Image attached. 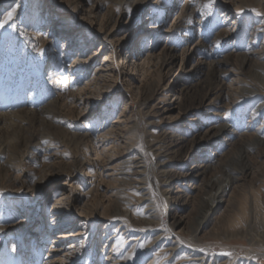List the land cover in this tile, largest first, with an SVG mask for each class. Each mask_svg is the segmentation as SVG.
<instances>
[{
  "label": "rangeland",
  "instance_id": "obj_1",
  "mask_svg": "<svg viewBox=\"0 0 264 264\" xmlns=\"http://www.w3.org/2000/svg\"><path fill=\"white\" fill-rule=\"evenodd\" d=\"M64 1L62 9L54 0H9L7 7L0 4V17L7 8L18 5L12 20L0 29V177L4 179L0 190V264H50L48 260L56 257L48 258L49 249L55 254L69 252L67 264L118 261L119 251L125 254L131 249L132 234L140 238L132 250L136 253L140 244L166 231L167 207L190 222L183 233L171 236L182 246L168 259L169 264H181L176 258L185 247L220 264H229L231 258L264 264V231L247 226L243 229L240 220L247 215L249 202L264 225V195L256 189L264 177L261 173L255 177L244 174L239 187L230 178L242 168L239 159L233 157L249 151L248 147L240 146L229 154L226 164L207 175L203 186L185 187L179 177L183 167L203 160L209 149L204 146L191 159L186 157V151L205 142L198 136L204 129L201 122L186 127L187 113L196 112L209 89L232 81V74L219 79L215 62L225 63L230 56L239 62L256 50L264 61V15H257L264 13V0H213L211 9L204 7L209 0H149L133 15L139 0H126L121 5L119 0H72V4L77 1V12L72 14L76 22L90 6L91 34L89 30L78 33V24L62 31V25L68 23L61 20L69 4ZM128 8H132L131 14ZM100 20L104 30H95ZM88 21L83 23L85 27ZM106 30L112 31V37L105 38ZM44 36L48 39L45 49L41 44ZM110 49L113 58L106 62L104 57ZM76 51H83L86 59L97 54L86 63L74 62L72 53ZM143 51L152 54L144 70L122 63L131 57L138 64L137 52ZM61 61L62 70L57 66ZM107 64H111L108 68L114 77L95 74ZM246 71L253 73L249 66ZM263 101L259 94L246 97L223 111V118L217 115L211 121L226 123L237 132L253 128L264 120V113L258 118L251 114ZM166 111L170 115L165 117ZM198 111L203 114V110ZM201 120L206 123L205 118ZM109 129L111 134L104 135ZM150 139L172 155L163 161L175 176L173 190L181 189L183 194L177 201L163 195L158 185L163 183L162 177L156 181L151 155H146L148 168L142 175V188H136L131 179L129 185L116 180L122 176L117 174L119 163L129 158L123 157L126 148L145 150ZM88 167L96 173H85ZM225 183L234 195L233 203L220 207L211 216L207 231H201L195 241V228ZM140 191L146 203L138 202ZM55 194L64 195L69 210L61 213L51 228L55 212L50 207ZM119 197L128 212L129 224H125L131 225L105 231V223L111 218L101 217L103 206ZM147 203L159 215L152 225L139 222L148 215ZM85 205L95 218L80 212ZM69 218L70 223L66 221ZM113 222L120 223L119 219ZM72 231L77 235L50 247L54 237ZM213 231L216 235L211 234ZM241 232L245 234L231 236ZM164 239L150 245L143 258L131 256L128 264H150ZM166 257L159 264H167Z\"/></svg>",
  "mask_w": 264,
  "mask_h": 264
},
{
  "label": "bare ground",
  "instance_id": "obj_2",
  "mask_svg": "<svg viewBox=\"0 0 264 264\" xmlns=\"http://www.w3.org/2000/svg\"><path fill=\"white\" fill-rule=\"evenodd\" d=\"M68 1H69V4L67 3L68 6H67V8H65V10H67V12L65 14H63L61 17V20L68 22V23H65L64 25H62V27H63L62 31H66V30L70 29L71 24H73V25L78 24L79 25V27L77 28L78 33L82 32V30L83 31L89 30L90 34L93 33L92 32L94 30V26L92 23L93 20H92V22L88 21L90 18V14H92L89 11L90 6L88 9L85 10V14L82 15L80 20L78 22H76L74 20V16H72V14L77 12V5H76L77 1H75L73 4L71 3L72 0H68ZM139 1L140 2H138V9L135 12L133 11L132 15L139 12L140 9L144 6V4H146V2H148L149 0H139ZM7 2H9V0H0V4L6 3V5L4 7H7L9 5V4L7 5ZM64 2H65L64 0H54V3L60 5L61 9L65 7V6L61 5L62 3L64 5ZM123 2L125 3L126 0H119L120 5ZM242 3L246 4V2H242ZM183 4H185V2ZM254 4H256V3H254ZM131 6H133V5H131ZM253 7H254V5H253ZM13 8L15 9V14H16L18 11V5H15ZM13 8H7V10L0 17V20H2L4 18V16L6 15V13L11 11ZM260 10H262V8ZM39 16H40V13H39ZM86 21L89 22V23L87 22L88 27H85L83 24ZM115 21L117 22V20H115ZM115 24H117V23H115ZM104 25H105V23H104ZM112 26H113V24H112ZM95 27H96L95 30H100V31L104 30L103 29V21L100 20L99 22H97ZM91 29H93V30L91 31ZM111 30H109V31L106 30V34L104 35L105 38L112 37V35H111L112 31ZM35 33L37 34L36 31H35ZM47 41H48V39L44 36L42 38V41H41L43 49L46 48ZM62 46H64V45H62ZM96 54L97 53L95 52L89 58L91 59ZM112 54H113V51H112V49H110V52L108 53V55H106L104 57V60L106 62H109V60L111 58H113ZM72 55H73L72 60L74 62L75 61H82V62L86 63L88 61L87 59H89V58L86 59L84 57L83 51H76L75 53H72ZM137 55H138V60H139L138 64H135L133 62V60L131 59V57L128 59V61H124L122 63L123 64L127 63L132 69H135L137 67L138 70H144L145 64L148 63L152 54L148 51L147 52L143 51V52H137ZM262 57H263L262 54H260V52L256 50V51L250 52L247 55L245 54L244 58H242L241 61H239V62H238V59H235L233 56H230L229 58H227L225 63H221V61L215 62V65L218 66V68H217L218 72L217 73H218L219 79L221 78L222 75L229 76L230 74H232V79H231L232 81H230V83L223 81L222 83L217 85L215 88L209 89L204 94L203 99L200 102V105L198 106V109L196 110V112L187 113L188 117L186 119L187 120L186 127H189L190 123L201 122L200 128L204 127V129L201 131L200 134H198V136H200L201 140H204L205 142L204 143L202 142L201 144H199L195 150L191 151V149H189L188 151H186V153H187L186 157L191 159L193 156L200 153V151L204 148V146H207L209 149H207V151H206V152H208V154L206 153L207 154L206 157L208 159L205 157L203 160H200L199 162L195 163L193 166H191V167L185 166L181 170L179 177H180V179H182L184 181L185 187L195 186V185L198 187L203 186L204 183L206 182L207 175L214 174V173L218 172V170L220 168H222L224 166V164H226V162H227L226 157H228L229 154H231L236 148H238L240 146L248 147L249 151L243 153L238 158L233 157V160L239 159V162H241V164H242V168H241L240 172H238L234 175V177L230 176V178H232L231 180L234 181V183L236 182V184H237L236 186L239 187L238 183H241V181L243 180L244 174L247 177L248 176L255 177L258 173H261L264 177V120L259 121L257 123V126H254L253 128H250V129L246 128L241 132H237L234 129H229V126L226 123H221L220 121H218V122L211 121L214 117L216 118L217 115L222 117L224 115L223 111H225L226 109L228 110V108H230L232 104L243 101L244 98L246 100V97H250L254 94H259V95H261L262 99H264V61L261 60ZM61 59H62V57L60 58V60ZM110 65L111 64H107L105 67H104V65L100 66L99 69H97L95 71L96 72L95 74L99 75V76H103V77H109V76L114 77L115 75L112 74L113 72H110L111 70H109ZM57 66H59L60 67L59 69L62 70L63 69L62 61L58 62ZM246 66H249L250 68H252L253 73L246 71ZM59 74L62 75V72L60 71ZM118 75H119V73L117 74V77H119ZM113 77H111V79ZM56 79H58V77L55 78V80ZM222 79H224V78H222ZM226 99H228L229 102L228 101L226 102L225 101ZM220 103H222V104H220ZM263 108H264V101L261 102L257 106V108H255L257 110H255L251 114H254L258 118L259 115L264 113ZM198 110H203V114H202V112H200ZM168 112L169 111H166L164 113V114H166L165 117L167 115L168 116L170 115ZM202 118H205L206 123H204L201 120ZM177 119H180V116ZM228 119H230V118H228ZM112 127L116 128V126H112ZM113 129L114 128H112V130ZM109 133H110V129H109V131H106L103 134L107 135ZM132 139H134V138H132ZM132 142H134V141L132 140ZM132 144L134 145V143H132ZM157 145L158 144H157V141L155 139H150V140H148V142L146 144L145 150L142 148L137 149V147L128 146L126 148V150L123 152V157H129V158H127V159L124 158V160H121V162L119 163L118 167H120V168H117V169H119L117 174H119V176L120 175H122V176L117 177L116 180L122 181L121 185H124V184L129 185L130 183H128V180L131 179L135 182V184L137 186L136 188H142V187H140V183H144L143 179H145L144 177H142V175H143L144 171H147V168H148V165H147L148 161L146 159V155H151L153 162H152V164L150 163V166H152L153 174H154V171L156 172L154 175V176H156V181L157 182L159 181L158 177L159 178L162 177L161 179L164 183V184L163 183L162 184L157 183L161 187L163 195L166 196L172 202L177 201L180 199V197L182 198L181 195H183V194H180L181 189H179V188H178L179 189L178 192L173 190V185H174L173 184V178L175 176L171 175V173H170L171 170H168V168H166V164H165L166 161H163L164 159L169 158L172 155L169 156L168 155L169 151L168 152L165 150L162 151L161 150L162 147L159 148ZM171 152H173V151H171ZM85 163H86V161H85ZM81 168H83V164L81 165ZM86 169H87V167H86ZM88 172H93V175H94L96 173V170H94L90 167L87 171H85V173H88ZM125 181H126V183H125ZM3 182H4V179L2 177H0V190H1V187L3 186ZM227 186H228L227 183H225L224 185L222 184V186L219 188V190H217V192L215 193L213 202L210 205V208L208 210V213L206 214V217L195 228L196 234L193 236L195 241H198L200 239L199 234L201 231H207V228H208L207 225L211 221L210 220L211 216L220 207H223V205H225V207H226V206H229L231 203H233L232 201L234 199V195H232V193L229 192V189H227ZM256 189L259 193L261 192V194L263 193V195H264V180L258 185V187ZM183 192L187 196L190 195V192L188 190H184ZM245 192L246 191H243L244 195H245ZM65 200H66V198L64 197V195H61V194L60 195L59 194L53 195V203H52L50 208H51V211L55 212V214H53L52 218L50 219L51 220V224H50L51 228H53L56 225L55 221L58 220V217H60L59 215L61 213L65 212V210H67V212H68L69 207L67 206V203ZM138 202L140 204L143 202H145V203L147 202L145 196L142 194L141 191L139 194ZM145 205H146L145 208L148 212V215L143 217L142 219H139V222L141 224L145 223L147 225H152L153 223L155 224V221H157L156 219L158 218L159 215H157V213L155 212L156 210L154 211V209L151 207V205H152L151 203L150 204L147 203ZM86 208H87L86 205L82 206L80 212L83 215H87L90 218L91 217L95 218L96 215L93 214L92 211H89ZM256 210L257 209L255 208V206L252 203L249 204V202H248L247 215L240 218L241 222H243L245 225V228H243V229H247L246 228V226H247L249 228H256V229L259 228L260 231H264L263 230L264 229L263 222L260 221L258 219L257 215L255 214ZM126 211L127 210L125 209V207L122 206V204H121V197L117 198L114 201L109 202L106 206H103V213L101 214V217L102 218L103 217L111 218V219H109V221H107L105 223L104 230L106 231V230H111L112 228H114V231H119L122 228H124V229L128 228L131 224L129 226H127V224H129V223L127 222L128 220H126L127 216H128V214H125V213H128ZM170 211H169V207H167V214H166L165 220L169 219V221L167 222L168 225H166L167 226L166 231H164L162 234L156 236L155 238L151 239V241H148V242L142 244L144 246L139 247L136 250V253H134V255H131V254H133L132 250H133V248H135L134 246L139 243L140 238L138 237L139 234L138 235L132 234V239L130 240V242L132 243L131 247H130L131 249H129L125 254L123 252L121 253V251H119V253H118L119 256H117L118 261L112 260L109 264H128L130 255L134 256L137 260H138V258H143L142 256L145 253V251L148 249V247L154 243L157 244L162 238H165L164 239L165 243L163 245H161L160 248L154 253L153 258H151V260H150V264H159L160 262H162L161 258L165 255H167V257H166L167 262L166 263L169 264L170 261L168 259L173 258L174 255H177V249L180 248L179 246H182L178 242H177L178 244H176L175 240H173V237H171V236L176 232L177 233H183L185 231V229L186 230L188 229L189 223H190V222H187L184 219V215L179 214L178 211H175L174 213H173V210H172V213ZM131 213H132V211H131ZM117 219H119L121 224L120 223L114 224L113 221H116ZM69 220H70V218L66 219V221H68L70 223L71 221H69ZM125 223H127V224H125ZM62 228L65 229V228H67V226H63ZM79 231H80L79 233H82L81 229ZM114 231H113V233H114ZM244 231H246V230H244ZM153 234H155V233H153ZM211 234L216 235V232L213 231V232H211ZM244 234L241 232V233L233 234L231 236L244 235ZM76 235L77 234H74L73 231L71 233L70 232H67V233L62 232L61 234H59L53 238L51 243H49V244H51L50 247L51 248L56 247V245H54L53 243L63 244L65 241H67L68 239H70ZM116 243L117 242H115V244H114V248H117ZM193 243H194V241H193ZM58 250H59V248H58ZM191 250H189V249H187V247H185L184 253L179 255L178 258H176L178 260V262L181 264H182V262H185V261H188L191 264H220V262L216 261V259L210 260V259H208V257L206 255H204V254L202 255L200 253H197V251H195L194 249H191ZM48 251H49L48 258H50L51 255L56 257L55 259H49L48 260L50 262V264H57L60 261L62 262V264H67V262L69 260V257H68L69 252L64 253V254H60V253L55 254L54 253L55 251H53L52 249H49ZM137 260H135V261H137ZM163 260H165V258ZM222 263H224V262H222ZM131 264H133V263H131ZM229 264H249V263L239 262L237 260V258H231V261Z\"/></svg>",
  "mask_w": 264,
  "mask_h": 264
},
{
  "label": "snow or ice",
  "instance_id": "obj_3",
  "mask_svg": "<svg viewBox=\"0 0 264 264\" xmlns=\"http://www.w3.org/2000/svg\"><path fill=\"white\" fill-rule=\"evenodd\" d=\"M90 2V0H89ZM212 3H213V0H209V2L204 6L205 8L207 9H211L212 7ZM117 11H119V9L117 8ZM132 8H128V13L131 14L132 13ZM240 11L242 12L243 9H240ZM253 11H256L255 9H253ZM15 14V9L13 8L11 11L7 12L6 15L4 16V18L2 20H0V28H3L6 24L9 23V21L12 20L13 16ZM206 14H210V12H207ZM257 15H264V13H260V12H257ZM13 27H15V25H13ZM37 51H43L42 49H37ZM183 242V241H181ZM121 245H123V238H121ZM144 245H140V247H143ZM131 255H134L131 254ZM131 255L129 256V258H131ZM230 255V253H229Z\"/></svg>",
  "mask_w": 264,
  "mask_h": 264
}]
</instances>
